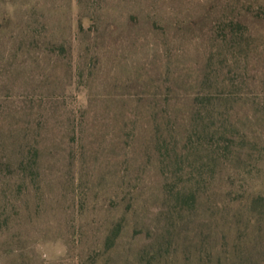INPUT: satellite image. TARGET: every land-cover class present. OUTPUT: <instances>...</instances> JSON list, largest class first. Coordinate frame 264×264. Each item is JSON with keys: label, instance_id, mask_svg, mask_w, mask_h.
<instances>
[{"label": "rangeland", "instance_id": "1", "mask_svg": "<svg viewBox=\"0 0 264 264\" xmlns=\"http://www.w3.org/2000/svg\"><path fill=\"white\" fill-rule=\"evenodd\" d=\"M262 211L264 0H0V264H244Z\"/></svg>", "mask_w": 264, "mask_h": 264}, {"label": "trees", "instance_id": "2", "mask_svg": "<svg viewBox=\"0 0 264 264\" xmlns=\"http://www.w3.org/2000/svg\"><path fill=\"white\" fill-rule=\"evenodd\" d=\"M256 201L254 197L252 202ZM251 214L254 217L249 216L242 239L233 246L235 250H240L244 264H264V211L259 213L260 216Z\"/></svg>", "mask_w": 264, "mask_h": 264}]
</instances>
